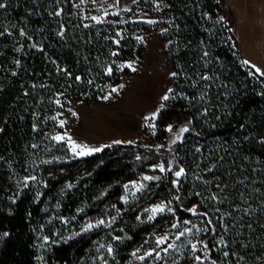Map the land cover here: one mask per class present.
I'll return each instance as SVG.
<instances>
[{
	"label": "trees",
	"instance_id": "obj_1",
	"mask_svg": "<svg viewBox=\"0 0 264 264\" xmlns=\"http://www.w3.org/2000/svg\"><path fill=\"white\" fill-rule=\"evenodd\" d=\"M153 1H139L147 19L113 21L85 20L74 0H0V264H81L101 232V226L84 232L81 225L110 209L121 238L110 264H125L134 244L163 218L135 219L157 197L169 198L170 216L196 219L203 235L209 233L203 261L264 264L260 86L240 61L232 30L213 19L216 0ZM150 17L170 39L176 73L169 99L156 112L157 136L180 110L190 116L189 131L159 147L110 143L90 156H61L52 133L62 99L92 101L119 82L123 61L143 53ZM169 162L171 171L146 181L123 205L126 181ZM178 168L185 172L174 185ZM31 176L36 180H25ZM52 219L68 231L56 235Z\"/></svg>",
	"mask_w": 264,
	"mask_h": 264
},
{
	"label": "rangeland",
	"instance_id": "obj_2",
	"mask_svg": "<svg viewBox=\"0 0 264 264\" xmlns=\"http://www.w3.org/2000/svg\"><path fill=\"white\" fill-rule=\"evenodd\" d=\"M74 1L80 15L85 20H93V16L98 19L113 21L128 16L147 19V16L144 15V12H147L138 6L140 0H119V3L116 0ZM216 1L217 7L213 19L218 26L223 25L234 33L237 41L234 47L239 54V59L248 70L251 78L258 82L264 97V76L256 74L251 67L254 64L264 70V0ZM153 2L158 3L157 0ZM132 4L136 5L135 11L138 13L131 10ZM148 19L152 21L153 29L142 35L144 38L143 53L123 61L124 66L132 64L135 71L125 66L120 81L98 99L86 102L74 96H65L56 114L57 127L53 131L52 137L58 134H67L77 144L89 147H100L116 140L123 143L131 141L138 145L159 147L168 139L176 136L179 130L190 122L189 114L180 110L167 120L164 135L157 136L156 116L154 119L152 116L160 107L163 97L169 94L171 89L169 78L174 72V67L167 52L170 39L159 35L160 28H158L157 17ZM246 60L250 64H245L244 61ZM114 88L117 89L116 92H112ZM105 96L109 98L104 99ZM61 120L64 121L63 126L60 125ZM169 126H172L171 132L168 131ZM58 143L57 147L62 149L60 151L61 156L74 155L67 137ZM167 165H170V162ZM164 166L166 168V165ZM179 170L180 168L176 169L174 173ZM159 174V169L135 173L124 184V186L127 184L129 187L128 189L123 187L120 196L123 205L126 206L133 201L139 192L132 186V182L144 184L146 182L143 180L144 176L156 177ZM174 180H177V177ZM125 196L127 202L122 199ZM181 201L184 206H187L183 198ZM169 202L171 201L168 197H157L144 204L136 213V221H150L148 219L149 215L152 214L150 210L161 203L171 207ZM188 207L192 209L195 205L191 204ZM195 210L197 211L196 207ZM169 213L171 212L165 210L163 213L155 215L157 217L162 214L163 218L156 222L140 241L134 244L129 251L125 264H209L206 259L203 261L208 253L207 242L210 240L207 237L209 233L206 236L203 235L206 232L196 219H178L175 215L170 216ZM113 215L112 209L106 210L103 215L88 218L81 227L84 228L87 223H95L99 219H104L107 224L112 220ZM138 217L139 219H137ZM50 221L54 225L55 219ZM185 221L190 223H184ZM174 224L177 225L175 228L173 227ZM55 226L58 227L55 228L54 232L59 236L69 229L66 225L61 227L56 225V222ZM119 227L118 224L114 223L111 224V227L102 225L100 234L95 238L81 264H105V262L110 264L114 260L115 254L113 250L112 254L109 255L107 247L110 245L114 249L115 239L113 237H119L115 232ZM185 229H191V232L177 240L176 237ZM161 236H167L168 239L157 247L156 239ZM169 244H174L175 247L170 248L167 253L163 252L162 249L167 248ZM193 244L197 245L195 250L192 249ZM153 249L160 253L159 257L152 251ZM134 252H136V256L132 255ZM148 252L152 254L145 256V253ZM139 256H145V258L140 260L137 258ZM196 256L201 257V260H196Z\"/></svg>",
	"mask_w": 264,
	"mask_h": 264
},
{
	"label": "snow or ice",
	"instance_id": "obj_3",
	"mask_svg": "<svg viewBox=\"0 0 264 264\" xmlns=\"http://www.w3.org/2000/svg\"><path fill=\"white\" fill-rule=\"evenodd\" d=\"M116 2L119 3V0H116ZM3 6H4L3 4H0V8H2ZM105 15H107V13H105ZM92 19H93V20H97L98 18L95 17V16H93ZM221 19H222V18H221ZM148 22H149V23H152V21H148ZM116 43H119V41H116ZM113 54L115 55V53H113ZM205 55H206V54H205ZM244 63H245V64H250V62L247 61V60L244 61ZM125 66H126V67H129V68H132V70L135 71V68L133 67L132 64H127V65H125ZM122 67H124V66H122ZM251 67L255 70V73H256V74H259L260 76H264V70H261V68L257 67V66L254 65V64H252ZM107 71H108L109 74H111L112 69L109 68ZM172 75L175 76L176 73H172ZM76 79L79 80L80 77H76ZM121 87H122V86H121ZM116 91H117V89H115V88L112 89V92H116ZM169 91H171V89H170ZM108 98H109L108 96H105V97H104V99H108ZM163 99H164V100H167V99H169V97H168L167 95H165V96L163 97ZM56 102L59 103V100H57ZM161 107H163V105H161ZM158 111H159V110H158ZM73 115H75V113H73ZM155 116H156V113H153L152 118L154 119ZM63 124H64V121L61 120V121H60V125L63 126ZM168 131H169V132L172 131V126H169ZM187 131H189V129H188L187 127H183V128H181V129L179 130V133L176 135V138H175L172 142L175 143L177 140H179V139L181 138V135H182L183 133L187 132ZM66 137H67L68 142H69V143L71 144V146H72V149H71V150L73 151L74 155H75V156H78V157L90 156V155H92V154H94V153H98V152L103 151L105 148H110V147H112V144H121V143H123L122 141L116 140V141H113L112 144L102 145V146H100V147H89V146H87V145L77 144L74 140H72V138H71L70 136H67V134H64V135H59V134H58V135L52 137V139L55 140V141H57V142H59V141H63V140H65ZM127 143H132V142L129 141V142H127ZM137 159H140V157H137ZM44 163H50V161H44ZM152 167H153V168H158L160 172L171 171V165H169V167L166 169L163 163H161V164H159V165H153ZM184 172H185V170H184L183 168H180L179 171H176V172L174 173L175 177H177V180H174V181H173V184H174V185H178V183H179V179H178V178H180L182 175H184ZM153 179H155V180H159L160 177H152V176H144V177H143V180H145V181H149V180H153ZM25 180H26V181H27V180L35 181V180H36V177H35V176L26 177ZM70 186H71V185H69V187H70ZM132 186H133L134 188H136L137 191H139V190H141V189L144 187V184H143V183L132 182ZM124 187H125V189H128L129 185L126 184ZM133 195H135V193H133ZM122 199H123L125 202H127V197H126V196L123 197ZM175 199L178 200L179 197H176ZM170 203H171V202H169V204H170ZM165 210H167L168 212H172V211H173V209H172L171 207H168V206H166V205L163 204V203L154 206V207L150 210L152 214L149 215L148 219H149V220H152V219L155 217V215H156L157 213H163ZM146 211H148V210H146ZM188 211L192 212L194 215L196 214L195 207H193L192 209H189ZM115 219H116V218L113 217L111 221L107 222V224H106V221H105L104 219H99V220H97L95 223L89 222V223H87V225L82 229V231H84V232H88V231H90V230H92V229H95V228H98V227H100V226H102V225H105V226L111 227V224L115 221ZM137 219H139V217H138ZM184 223H190V222H189V221H185ZM209 223H211V221H209ZM176 226H177V225H175V224L173 225L174 228H175ZM188 232H191V229H185L183 232H180L179 235L176 237L177 240H179L180 237L184 236V235H185L186 233H188ZM5 235H7V234L5 233ZM77 235H79V233H78ZM113 239H115V240H120L121 238H120V237H113ZM167 239H168L167 236H161V237H158V238L156 239L157 247H159L161 244L165 243V241H166ZM101 247H104V246L101 245ZM174 247H175L174 244H169L168 247L162 249V251L165 252V253H167L168 250H169L170 248H174ZM205 247H206V245H205ZM196 248H197V245L193 244V245H192V249L195 250ZM137 251H138V250H137ZM152 251L156 253V256H157V257L160 256V253L157 252L156 249H153ZM107 252H108L109 255H111L112 252H113V248H112L110 245L107 247ZM151 254H152L151 252H148V253H145V256H149V255H151ZM132 255H133V256H136V252L132 253ZM225 255H227V253H225ZM145 256H139V257H137V258L140 259V260H143V259L145 258ZM195 259L198 260V261H200V260H201V257L196 256ZM105 264H106V262H105Z\"/></svg>",
	"mask_w": 264,
	"mask_h": 264
}]
</instances>
